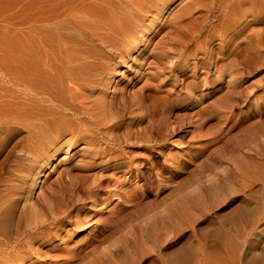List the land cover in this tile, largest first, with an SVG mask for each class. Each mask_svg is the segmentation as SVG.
I'll use <instances>...</instances> for the list:
<instances>
[{
    "label": "rangeland",
    "instance_id": "374dc122",
    "mask_svg": "<svg viewBox=\"0 0 264 264\" xmlns=\"http://www.w3.org/2000/svg\"><path fill=\"white\" fill-rule=\"evenodd\" d=\"M23 3L0 0V56L24 38ZM177 3L157 16L159 31L137 58L130 53L112 71L110 92L128 94L147 80L159 110L126 114L120 136H101L106 152L79 140L54 162L32 195L40 210L19 224L31 247L24 264H184L175 257L185 250V264H264V48L247 56L250 27L237 20L229 32L215 11L200 48L192 42L193 56L171 63L176 32L167 17ZM59 171L94 175L98 187L78 200L73 183L53 182ZM67 205L56 232L52 224L29 229L48 206Z\"/></svg>",
    "mask_w": 264,
    "mask_h": 264
},
{
    "label": "bare ground",
    "instance_id": "6f19581e",
    "mask_svg": "<svg viewBox=\"0 0 264 264\" xmlns=\"http://www.w3.org/2000/svg\"><path fill=\"white\" fill-rule=\"evenodd\" d=\"M175 1L167 17L173 18L176 32L171 63L192 42L195 51L200 48L203 28L215 11L218 26L227 24L229 32L237 20L250 27L247 56L264 48V0H24L21 45L13 42L7 55L0 56V264H24L31 247L21 239V218L40 210L32 195L37 189L42 193L41 177L56 168L55 161L65 159L62 153L68 154L79 140L92 151L106 152L110 147L101 136H120L117 128L126 114L132 118L145 109L159 110L161 97L145 92L147 80L128 94H115L112 71L130 53L137 58L140 43L159 31L157 16ZM191 50L186 57L193 56ZM133 128L139 131L138 125ZM86 174L80 172L75 180L59 171L53 182L73 183L75 196L84 200L99 184ZM47 208L30 230L50 224L58 230L68 205ZM187 257L185 250L175 259L185 264Z\"/></svg>",
    "mask_w": 264,
    "mask_h": 264
}]
</instances>
